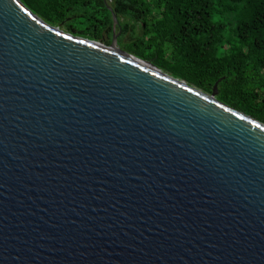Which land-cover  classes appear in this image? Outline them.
Segmentation results:
<instances>
[{
  "label": "water",
  "instance_id": "obj_1",
  "mask_svg": "<svg viewBox=\"0 0 264 264\" xmlns=\"http://www.w3.org/2000/svg\"><path fill=\"white\" fill-rule=\"evenodd\" d=\"M106 2V0H104ZM0 0V264H264V124Z\"/></svg>",
  "mask_w": 264,
  "mask_h": 264
},
{
  "label": "trees",
  "instance_id": "obj_2",
  "mask_svg": "<svg viewBox=\"0 0 264 264\" xmlns=\"http://www.w3.org/2000/svg\"><path fill=\"white\" fill-rule=\"evenodd\" d=\"M51 26L117 47L264 124V0H20Z\"/></svg>",
  "mask_w": 264,
  "mask_h": 264
},
{
  "label": "rangeland",
  "instance_id": "obj_3",
  "mask_svg": "<svg viewBox=\"0 0 264 264\" xmlns=\"http://www.w3.org/2000/svg\"><path fill=\"white\" fill-rule=\"evenodd\" d=\"M108 2H110V0H107ZM62 30V29H61ZM99 43V42H98ZM101 44V43H100Z\"/></svg>",
  "mask_w": 264,
  "mask_h": 264
}]
</instances>
